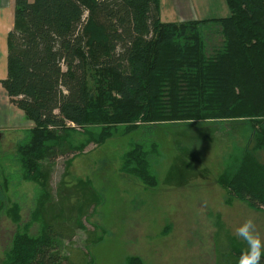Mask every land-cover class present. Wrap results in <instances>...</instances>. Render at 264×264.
<instances>
[{
  "label": "trees",
  "instance_id": "16d2710c",
  "mask_svg": "<svg viewBox=\"0 0 264 264\" xmlns=\"http://www.w3.org/2000/svg\"><path fill=\"white\" fill-rule=\"evenodd\" d=\"M160 3L17 0L4 84L32 126L7 143L20 172L0 181L1 264H76L66 244L88 226L96 240L105 232L93 220L101 199L91 182L66 183L72 158L143 132L120 171L154 188L160 147L149 135L160 125L244 124L218 182L229 200L264 211V0H226V18L173 23L162 21ZM61 159L65 173L54 183ZM14 179L37 185L32 207L7 195ZM222 248L224 263L238 264L244 249Z\"/></svg>",
  "mask_w": 264,
  "mask_h": 264
},
{
  "label": "rangeland",
  "instance_id": "374dc122",
  "mask_svg": "<svg viewBox=\"0 0 264 264\" xmlns=\"http://www.w3.org/2000/svg\"><path fill=\"white\" fill-rule=\"evenodd\" d=\"M216 1L214 6L197 11L199 17L224 16L220 7L223 0ZM160 4L162 21L176 22L168 0ZM89 83V89L95 92L93 77ZM0 100H5L3 94ZM234 126L207 121L154 127L149 136L160 147V156L153 158L158 179L154 188H146L136 177L120 171L129 143L140 140L143 132L115 136L102 145H87L72 158L65 180L69 185L90 181L100 194L93 220L105 234L96 240L94 235L89 236L93 228L88 226L81 241L66 244L70 259L76 264H225L221 250L226 244L247 248L235 229L248 218L254 220L264 242V211L254 210L241 200H229L218 182L233 148L232 140L246 135L244 124ZM11 150L12 146L0 142V171L3 169L5 175L0 177L1 183L20 172L7 153ZM259 158L264 163V151ZM56 169L54 183L65 173L63 159ZM36 187L34 182L14 179L7 195L19 200L25 197L32 207ZM3 255L0 243V264Z\"/></svg>",
  "mask_w": 264,
  "mask_h": 264
},
{
  "label": "crops",
  "instance_id": "0c3cea01",
  "mask_svg": "<svg viewBox=\"0 0 264 264\" xmlns=\"http://www.w3.org/2000/svg\"><path fill=\"white\" fill-rule=\"evenodd\" d=\"M31 2L32 0H28ZM161 1V0H160ZM17 0H0V94H3L4 101L0 100V133L17 134L15 139L22 136L23 130L32 126L30 120L25 114L12 104L6 89L2 85V81L8 78V33L14 26V16ZM216 0H168L170 11L176 14V22L206 20L209 18H200L197 11L206 10L207 6H214ZM221 2V1H220ZM161 5V4H160ZM221 9L224 8V16H230V9L223 0ZM215 18V19H220ZM162 19V8H161ZM173 23V22H165ZM8 126V127H6ZM8 138V137H6ZM13 139V140H15ZM11 140V141H13Z\"/></svg>",
  "mask_w": 264,
  "mask_h": 264
},
{
  "label": "clouds",
  "instance_id": "9594fccd",
  "mask_svg": "<svg viewBox=\"0 0 264 264\" xmlns=\"http://www.w3.org/2000/svg\"><path fill=\"white\" fill-rule=\"evenodd\" d=\"M235 234L242 238L247 248L243 250L238 258V264H261L264 256V242H262L259 232L252 218L246 219L235 229Z\"/></svg>",
  "mask_w": 264,
  "mask_h": 264
},
{
  "label": "water",
  "instance_id": "95a60500",
  "mask_svg": "<svg viewBox=\"0 0 264 264\" xmlns=\"http://www.w3.org/2000/svg\"><path fill=\"white\" fill-rule=\"evenodd\" d=\"M17 136V134H3V133H0V142L2 143H9L11 140L15 139V137ZM8 137V138H6Z\"/></svg>",
  "mask_w": 264,
  "mask_h": 264
}]
</instances>
